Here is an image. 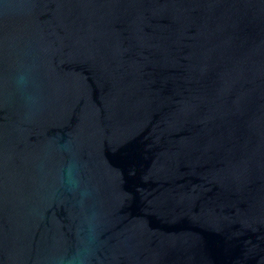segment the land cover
<instances>
[{
	"label": "water",
	"instance_id": "obj_1",
	"mask_svg": "<svg viewBox=\"0 0 264 264\" xmlns=\"http://www.w3.org/2000/svg\"><path fill=\"white\" fill-rule=\"evenodd\" d=\"M0 264H264V0H0Z\"/></svg>",
	"mask_w": 264,
	"mask_h": 264
}]
</instances>
